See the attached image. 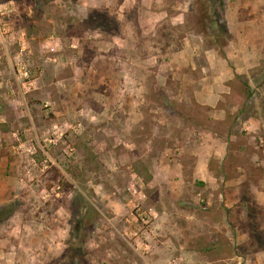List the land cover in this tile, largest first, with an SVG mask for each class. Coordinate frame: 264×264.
<instances>
[{"label":"rangeland","instance_id":"374dc122","mask_svg":"<svg viewBox=\"0 0 264 264\" xmlns=\"http://www.w3.org/2000/svg\"><path fill=\"white\" fill-rule=\"evenodd\" d=\"M0 26V264H264V0H0ZM219 233L232 257L186 249Z\"/></svg>","mask_w":264,"mask_h":264},{"label":"trees","instance_id":"16d2710c","mask_svg":"<svg viewBox=\"0 0 264 264\" xmlns=\"http://www.w3.org/2000/svg\"><path fill=\"white\" fill-rule=\"evenodd\" d=\"M230 86L234 101L239 104V112L241 113L244 106L251 100L254 90L249 85L244 75L240 74H235L230 82ZM236 116L237 114L233 118ZM233 147L232 143H228L227 151L216 173V176L222 177L223 181H228L236 177L234 172L235 153ZM135 170L144 183H148L152 179V175L143 165L136 167ZM185 246L187 250L193 251L209 260L230 258L235 253V248L231 240L224 233L217 234L216 239H211L207 234H198L189 238Z\"/></svg>","mask_w":264,"mask_h":264},{"label":"built area","instance_id":"2783aa9c","mask_svg":"<svg viewBox=\"0 0 264 264\" xmlns=\"http://www.w3.org/2000/svg\"><path fill=\"white\" fill-rule=\"evenodd\" d=\"M2 35H3V32H2V28L0 26V36H2ZM19 76L21 78L25 79V80H28L29 79V73H28V71L26 69H21L19 71Z\"/></svg>","mask_w":264,"mask_h":264},{"label":"crops","instance_id":"0c3cea01","mask_svg":"<svg viewBox=\"0 0 264 264\" xmlns=\"http://www.w3.org/2000/svg\"><path fill=\"white\" fill-rule=\"evenodd\" d=\"M121 216H123V215H121ZM128 219V218H127ZM124 225H125V223H124ZM120 227H123V226H120Z\"/></svg>","mask_w":264,"mask_h":264}]
</instances>
